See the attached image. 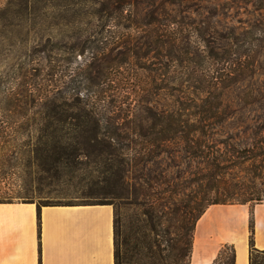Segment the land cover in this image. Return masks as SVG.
I'll return each instance as SVG.
<instances>
[{
	"label": "rangeland",
	"instance_id": "obj_1",
	"mask_svg": "<svg viewBox=\"0 0 264 264\" xmlns=\"http://www.w3.org/2000/svg\"><path fill=\"white\" fill-rule=\"evenodd\" d=\"M6 5L0 15V181L9 194L11 181L18 187L13 201L28 197L39 204L71 205L91 201L86 197L99 192H82L91 181V165L81 166L69 185L54 186L31 179L33 170L26 163L11 166V112L30 107V100L11 94L27 79L42 85L41 93L47 85L73 78L100 79V86L80 83V97L100 96V106L131 113L143 127L156 124L161 115L201 106L264 113V0H0V8ZM92 56L102 71L86 69ZM236 124L228 121L216 136L233 146L227 151L216 145L224 157L245 142L226 139L237 134L231 129ZM263 124L248 122V127ZM167 145L178 153L172 161L160 157L150 169L167 168L171 184L152 190L179 184V197L190 203L205 165L201 158L191 161L180 140ZM258 172L246 163L224 172V178L231 186L243 179L245 191H264V171ZM245 206L250 211L254 204ZM131 212L125 208V219ZM173 224L164 223L163 239L174 236ZM224 252L222 257L231 255L230 248Z\"/></svg>",
	"mask_w": 264,
	"mask_h": 264
},
{
	"label": "trees",
	"instance_id": "obj_2",
	"mask_svg": "<svg viewBox=\"0 0 264 264\" xmlns=\"http://www.w3.org/2000/svg\"><path fill=\"white\" fill-rule=\"evenodd\" d=\"M29 3L25 1L24 7ZM6 9L7 5L0 8V15ZM91 58L86 69L93 67L97 72L102 71L100 60L98 63L93 56ZM80 83L89 87L104 82L95 78L77 82L73 78L52 88L47 85L43 93L40 92L42 85L38 86L32 79L18 84L17 91L11 95L24 96L30 100V107L17 106L11 112V166L26 163L33 170L31 179L54 186L55 183L69 185L81 166L91 165L94 168L89 176L91 181L83 186L86 188L82 192L87 194L88 191L90 195L93 188L99 192L92 193L96 197H86L91 201L80 204L112 207L113 264H189L195 225L207 208L251 202L256 206L262 201L264 191H245L243 179L228 185L224 172L246 163L254 172L259 171L257 174L264 171V124L253 129L248 127V122L264 123V113L245 115L218 106H201L161 115L156 124L143 127L131 113L123 115L100 106L104 102L100 96L81 98ZM228 121L237 123V127L231 128L237 134L227 135L226 139L243 138L245 142L238 145L241 150L234 147L230 157H224L216 145L225 150L227 147V151L233 146L216 136L223 132L222 125ZM218 126L220 130L216 129ZM176 140L187 146L185 153L191 161L201 158L206 169L196 178L202 184L199 183L200 190L194 192L190 203L179 197V184L173 183L172 190H152L154 186L169 185L168 169L155 173L150 164L163 156L172 161L178 151L169 149L167 143H176ZM2 183L0 181V203H34L38 224L41 206H57L35 203L28 197L13 201L18 187L14 189L11 181L10 195L4 189L8 188L3 186L6 183ZM239 185L243 187L234 189ZM254 206L249 211L248 264H264V249L258 250L253 244ZM127 207H131L132 212L125 219ZM170 221L176 223L172 225L174 236L165 240L163 235L167 232L162 228ZM229 248L231 255L222 257ZM213 264H234L233 248L224 246Z\"/></svg>",
	"mask_w": 264,
	"mask_h": 264
},
{
	"label": "crops",
	"instance_id": "obj_3",
	"mask_svg": "<svg viewBox=\"0 0 264 264\" xmlns=\"http://www.w3.org/2000/svg\"><path fill=\"white\" fill-rule=\"evenodd\" d=\"M253 214V244L264 249V205ZM249 210L213 205L195 225L189 264H213L224 246L234 264H248ZM0 264H113V209L109 205L41 206L0 203Z\"/></svg>",
	"mask_w": 264,
	"mask_h": 264
}]
</instances>
